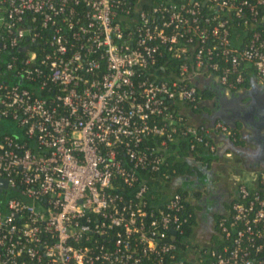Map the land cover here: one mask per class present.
Returning <instances> with one entry per match:
<instances>
[{"label": "built area", "instance_id": "obj_1", "mask_svg": "<svg viewBox=\"0 0 264 264\" xmlns=\"http://www.w3.org/2000/svg\"><path fill=\"white\" fill-rule=\"evenodd\" d=\"M129 3L0 0V120L21 128L0 133V264H264V169L232 177L207 250L183 239L200 199L168 171L182 138L212 155L205 135L239 133L183 115L192 79L264 85V31L238 46L229 30L264 26V0Z\"/></svg>", "mask_w": 264, "mask_h": 264}, {"label": "water", "instance_id": "obj_2", "mask_svg": "<svg viewBox=\"0 0 264 264\" xmlns=\"http://www.w3.org/2000/svg\"><path fill=\"white\" fill-rule=\"evenodd\" d=\"M192 81L201 89L211 90L216 95L214 98L217 97L222 102L223 114L217 116L223 122L234 127L236 123L241 126L239 128L240 142L238 143H235L227 135L209 133L213 136L214 141L220 142V144L214 154L209 156L211 159L209 165L204 166L205 175H209L207 183L202 184L206 193L201 196L199 202L202 206L199 214H204V211L207 212L204 208L205 205L220 199V192L226 196L235 193V190L227 191L225 186L227 183L230 184L234 176V164H237L238 167L246 166L244 168L247 169L252 167H247L248 163L250 165L254 163L257 165L256 169H264V104H260L264 95V85L251 80L249 87H241L240 90L226 93L223 85L211 78L192 79ZM205 116L210 120V123L217 117L207 113ZM261 129L263 130L261 131ZM226 148H230V154L227 156L223 155ZM229 157L230 159L225 161ZM221 164L223 167L219 168L218 166ZM0 183L4 184L5 180L0 179ZM213 206L211 208H216L215 213L223 214L224 205Z\"/></svg>", "mask_w": 264, "mask_h": 264}, {"label": "trees", "instance_id": "obj_3", "mask_svg": "<svg viewBox=\"0 0 264 264\" xmlns=\"http://www.w3.org/2000/svg\"><path fill=\"white\" fill-rule=\"evenodd\" d=\"M131 3L130 4V9L129 10H137V9H146L149 6V2H159V1H163V0H129ZM201 9H203L204 7L201 5L200 6ZM264 10V9H263ZM231 26L229 28L230 30V38L232 40V42L235 45H242V43L244 42L245 38L248 36L249 32L251 29H258L260 31H264V26H262L259 23H248V27L246 28H242L241 24H239L238 20L234 19L233 21H231ZM159 61L161 62V60H163V62H165L169 67H174L176 61H173L171 59H165L166 57L164 56H159ZM4 56H2V58L0 59V65H2ZM248 69V68H247ZM4 72V71H3ZM3 77H8V72H4ZM230 79L232 80L233 75L229 74ZM251 76H249V74H245V78L242 82L238 83V86L241 87H247L250 82H251ZM197 88L200 90L201 95H202V100L198 101L195 103V107H190L188 110H191L192 112H200V114L202 115L201 117V122L200 123H193L189 120V117L187 116V113L184 112V117H185V121L188 124L191 125H198V124H204V125H210V120L206 118V113L207 114H214L213 112H216V100L214 98L215 93H213L211 90L207 89V88H203L201 89L200 87L197 86ZM215 116H217V114H214ZM216 120L219 119L221 121H223L220 117H216ZM214 119V120H215ZM8 120V119H7ZM239 123H236L235 127L238 125ZM230 125V124H228ZM239 133H235V140H233L235 143L240 142L239 141ZM205 138L207 140H214L212 135H205ZM188 138L184 139L182 138L181 140H179V142L176 144V149L178 148V152L182 155L183 158L175 160L173 162H171V164L168 166V171L170 172V174L172 175V183H183L185 186L187 187H195V184L201 180V183H207L208 179H209V175H205V171H204V166L205 165H209V163L211 162V159L209 158V154L207 153V150L204 148V146L202 144H197L194 148L192 149H188L187 148V144H188ZM174 144H172L173 146ZM226 150H230V148H226ZM190 154H194L199 161H202L203 163H205L203 165V169H200L199 171L197 170V167L199 164H193L192 162H190V160L188 158H186L188 155ZM172 157V156H171ZM185 167L189 170L192 169V171H198L199 172V176H195L194 174L192 175H181L180 172H182ZM219 167V166H218ZM173 170H170V169ZM171 188V186H167L166 189L169 191ZM257 188L260 190V192L263 191V187H261L260 185L257 186ZM200 201H196L195 203H188L187 204V208L188 210L191 212V217L189 219V222L183 227V239L187 240L188 242H191L193 244V246L196 247H200L203 248L204 250L209 249L210 246L209 245L210 241H212V238H215L214 244H219L222 241L221 235L219 234L216 226H215V221L218 217H220L223 214H217V213H212L211 215H209V218L212 217L213 215L215 216V219L213 221H211V218L209 221H207V224L205 222V215L203 216L202 214H199L198 212V208L201 209V204L199 203ZM229 203V202H228ZM228 206V204H227ZM226 206V207H227ZM225 207V208H226ZM211 221V222H210ZM198 235H203L205 237V239L207 238L208 241L206 242V244H203L202 246H200L197 243V240L199 238ZM177 245H181L180 243L177 242ZM190 253V251H189ZM192 254V253H191ZM191 254H187V256L185 257L187 260L191 261ZM191 255V256H190Z\"/></svg>", "mask_w": 264, "mask_h": 264}, {"label": "flooded vegetation", "instance_id": "obj_4", "mask_svg": "<svg viewBox=\"0 0 264 264\" xmlns=\"http://www.w3.org/2000/svg\"><path fill=\"white\" fill-rule=\"evenodd\" d=\"M216 95H214V97H215ZM216 102H217V104H216V107H217V109H216V112H213L214 114H217V115H222L223 114V107H222V102L219 100V99H217V97H216ZM238 129L241 127L239 124L236 126ZM197 164H199L198 165V167H197V170L199 171L200 169H203L202 167H203V165L205 164V163H203L202 161H199V162H197ZM192 171V169L191 170H189V169H187L186 167H185V169L182 171V172H180V174L181 175H192V174H194L195 176H199V172L198 171ZM235 176H237V175H235ZM237 178V177H236ZM236 178H233L231 181H230V184H229V188H227V191H234L235 190V184H236ZM206 189H205V187L202 185V183H201V180L200 181H198L196 184H195V187H194V194L197 196V200L198 199H201V196H203L206 192ZM219 196H220V199H217V200H215V201H213L212 203H208V204H206L205 205V210H207V212L206 211H204V214H202L203 216L205 215V222H206V224H207V221H209L208 219H210L209 218V215H211L212 213H215L216 211H214L216 208H211V206L212 205H214L213 207H215V206H217L218 204H222V205H224V207H226L227 206V204H228V202H229V199H230V194H229V196H226V195H223V192H220V194H219ZM201 209L200 208H198V212L200 211ZM204 210V209H203ZM215 219V216L213 215L212 217H211V221H213ZM210 221V222H211Z\"/></svg>", "mask_w": 264, "mask_h": 264}, {"label": "crops", "instance_id": "obj_5", "mask_svg": "<svg viewBox=\"0 0 264 264\" xmlns=\"http://www.w3.org/2000/svg\"><path fill=\"white\" fill-rule=\"evenodd\" d=\"M252 78V77H251ZM251 80H253V79H251ZM250 86V84L247 86V87H249ZM263 98V99H262ZM262 100L260 101V104H264V95L262 96ZM185 113H187V116L189 117V120L191 121V122H193V123H200L201 122V114H200V112H192L191 110H188V109H185ZM263 129H261V131H262ZM262 148V147H261ZM262 150V149H261ZM263 153V152H262ZM230 159V157L229 158H227V159H225V161L227 160H229ZM225 163V162H224ZM234 166V168H233V174L234 175H237V176H240V177H242V178H248V176H250L251 174H253L254 172H256L257 170H259V169H256V164H254V163H252L251 165L248 163V165H247V167H249V166H252V167H249V168H247V169H245L244 167H246V166H243V167H238V165L237 164H234L233 165ZM255 166V167H254ZM223 167V164H221V165H219V168H222ZM240 171V173H238ZM226 186V188H229V184L227 183V185H225Z\"/></svg>", "mask_w": 264, "mask_h": 264}, {"label": "rangeland", "instance_id": "obj_6", "mask_svg": "<svg viewBox=\"0 0 264 264\" xmlns=\"http://www.w3.org/2000/svg\"><path fill=\"white\" fill-rule=\"evenodd\" d=\"M10 132V133H15L18 135H21V128L15 124V122L7 119H1L0 120V133L2 132ZM199 238L197 240V243L202 246L203 244H206L208 239L203 236V235H198ZM212 241H215V238L211 239ZM209 243V242H208Z\"/></svg>", "mask_w": 264, "mask_h": 264}]
</instances>
